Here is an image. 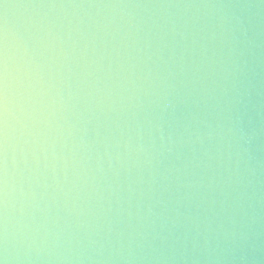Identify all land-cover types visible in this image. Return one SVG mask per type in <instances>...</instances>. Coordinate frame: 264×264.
Masks as SVG:
<instances>
[{
	"label": "water",
	"instance_id": "95a60500",
	"mask_svg": "<svg viewBox=\"0 0 264 264\" xmlns=\"http://www.w3.org/2000/svg\"><path fill=\"white\" fill-rule=\"evenodd\" d=\"M222 16L244 20L241 55ZM228 113L250 137L239 161L208 135ZM5 248L8 264H264V4L0 0Z\"/></svg>",
	"mask_w": 264,
	"mask_h": 264
},
{
	"label": "clouds",
	"instance_id": "9594fccd",
	"mask_svg": "<svg viewBox=\"0 0 264 264\" xmlns=\"http://www.w3.org/2000/svg\"><path fill=\"white\" fill-rule=\"evenodd\" d=\"M264 4V0H260ZM213 7L224 8L227 5H213ZM220 38L228 45V54L231 56L241 55L239 52V45L241 39L247 38V28L245 27L244 20L241 17H221L220 18ZM215 38V34H213ZM173 108L175 111V106L172 105L171 101L165 105V108ZM227 124H217L213 127L208 124L207 127L210 129L208 135L211 138L213 135L218 138L219 146L218 151H226L228 159L231 160L232 155L238 158H242L243 153H246L248 149L245 147L246 144L250 142V137L245 133L242 127V117L240 115H232L228 113L225 117ZM161 139H163V132H161ZM171 142V137H169ZM235 142V146H234ZM0 264H8L7 249H4V255L0 257Z\"/></svg>",
	"mask_w": 264,
	"mask_h": 264
}]
</instances>
